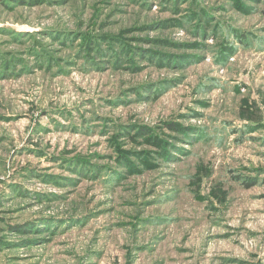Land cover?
<instances>
[{
    "label": "rangeland",
    "instance_id": "374dc122",
    "mask_svg": "<svg viewBox=\"0 0 264 264\" xmlns=\"http://www.w3.org/2000/svg\"><path fill=\"white\" fill-rule=\"evenodd\" d=\"M0 264H264V0H0Z\"/></svg>",
    "mask_w": 264,
    "mask_h": 264
}]
</instances>
